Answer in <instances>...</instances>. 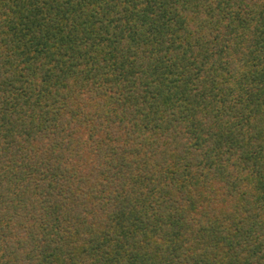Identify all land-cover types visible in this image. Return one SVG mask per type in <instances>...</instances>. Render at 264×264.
I'll return each instance as SVG.
<instances>
[{"label": "trees", "instance_id": "obj_1", "mask_svg": "<svg viewBox=\"0 0 264 264\" xmlns=\"http://www.w3.org/2000/svg\"><path fill=\"white\" fill-rule=\"evenodd\" d=\"M0 264H264V0H0Z\"/></svg>", "mask_w": 264, "mask_h": 264}]
</instances>
